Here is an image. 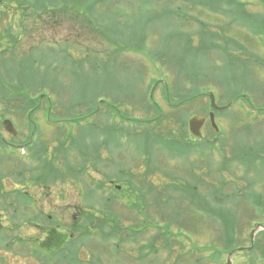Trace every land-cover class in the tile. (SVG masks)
Listing matches in <instances>:
<instances>
[{
	"label": "rangeland",
	"instance_id": "374dc122",
	"mask_svg": "<svg viewBox=\"0 0 264 264\" xmlns=\"http://www.w3.org/2000/svg\"><path fill=\"white\" fill-rule=\"evenodd\" d=\"M70 1L72 2V0ZM106 1L109 3L99 2L96 6L97 17L102 15V19L99 20V24H94V26L101 34L94 28L89 31L90 28L87 26L88 17H92L91 20L96 21L94 16L88 15V17L83 16L81 19L76 17H72L73 20H71L72 18L69 19L72 13H80L84 10L87 13V7L81 5L75 10L70 4L64 10L65 14L62 17L57 16L55 23H53L49 12L64 5L67 6L65 0H40V15L45 17V21L41 17L40 21L28 17L26 19L27 32L19 36L20 44L16 48L17 56L19 58L27 56L41 47L42 62L58 60V63L62 64L60 62L63 60L59 50L66 51V47L70 56L74 57L75 60L86 58L87 49L95 50V52L105 50L99 76L93 84L99 92L100 101L105 102L106 107L99 106L100 112H104L105 119L103 120L101 113L91 116L90 122L92 124L103 121L100 125L98 124V127L86 126L88 134L84 126L87 121L80 125H73L72 128L75 140L77 138L78 144L82 146H89L93 141L97 144L99 141L97 153L104 164H100L97 168L96 158L90 162H85L77 150L73 148L68 153L70 163L75 167L81 164L85 165L82 168L84 174L79 175L78 179L73 175L66 176L64 179H55L52 185L51 179L46 180V183H37L36 180L31 179L32 175L21 169L24 167L32 168L33 165H42L44 162H34L32 158L29 159L28 154H34L29 148L25 151H17L14 148L6 149L0 142V264H6V262L7 264H40L31 252L32 245H30L29 240L31 238H40L41 240L44 238L43 230L39 229L38 226L36 227L35 224L40 226L45 224L48 227L59 226L60 231L69 234L72 232L71 226L74 223L77 224L75 236L81 237V232L84 229L89 234V237L79 239L78 243L83 244L80 245V248L77 246L75 251L80 259L75 262L76 264H89L97 256L101 258L102 264H194L192 259L195 260L198 257L179 260L177 255L181 254L179 248L182 246L176 247L177 250L175 249L172 254L166 250L163 239L154 241L156 252L149 251L147 252L148 256L141 253V249L150 245L158 233L168 234L164 229L168 223L167 218L163 216L159 218L160 212L170 215L180 213L181 216L178 217L181 220L171 223V235L169 236L179 245L186 246L183 253L194 252L193 250L198 246L199 249L209 250L198 251L197 255L200 256L201 254L200 258H204L199 261V264H226L229 251L224 250V239L221 236L224 218L217 216L218 211H221L222 208L228 212V221L235 222L236 226L235 242L238 246L233 248L236 250L231 255L233 264H264V256H261L260 249H257L255 253L237 250L239 246L240 248L251 246V242L255 243L252 246L254 248L258 236L252 238L251 231L260 230L258 224H264V210L250 203L241 195L246 192L245 189H241L248 187L247 182L242 179L246 176V166L249 170H253L259 161L264 159V44L260 42L259 38L264 37V20L263 23L258 20L264 16L263 4L249 5V13L256 18L245 22L249 26L246 33L243 26L244 31L239 29V24L236 26L235 23L226 21L225 17L214 13L208 7L191 4L190 0ZM193 1L199 4L204 0ZM186 5L189 20L182 19L183 15L176 16L175 14L176 8H184ZM67 11H70L69 15ZM26 12L30 13V10L27 9ZM185 12L186 8L183 9V14ZM37 16L38 14L35 15V18ZM226 16L230 19L228 17L230 15ZM23 17L25 16L22 11L15 10L8 0L0 1V38L3 46H8L7 43L10 42H8L9 38L3 37L5 34L17 37L22 25H25ZM195 17L201 22L207 23V26H199L200 23ZM220 25L229 29L227 31L229 37L237 36L240 41H243L244 46L243 49L226 48L223 53L216 51L210 57L204 52L206 45L202 41L199 42L198 34L199 32L208 33L210 29L217 30ZM218 34L220 35V33ZM200 43L203 51L198 49ZM219 43L225 44L221 38ZM43 46L52 50L44 51ZM228 50L232 55L231 58L227 56ZM148 52L149 58L144 55ZM108 53H111L112 57L109 58ZM150 53H154V56H151ZM9 55L12 54L9 53ZM157 57H160L158 60H161V63L156 60ZM161 58H165L173 64H180L186 74H195L198 70L200 80L188 81L186 75L184 76L186 78H181L180 83L177 82L176 74L167 69L165 66L167 64ZM45 66L46 64L41 69L43 73H45ZM89 74L91 75V73ZM72 76L73 74L70 75L71 79ZM34 78L41 81L38 73ZM63 79L66 83L67 78L63 77ZM156 79H163L169 84L171 88L169 92L174 100L181 98L182 94L190 96L191 89L195 88L194 82L197 81L199 83L196 87L199 92L216 90L218 93L216 101L220 105L226 103L227 99L237 96L250 100L255 109L253 113L244 109V101L240 99L233 103L234 106L218 112L222 113L217 115L222 134H214L207 124L202 130L203 137L194 142L197 151H201V147L205 146L203 152L207 156L204 154L200 157L194 153L192 148L180 141L179 136L176 137L178 133L173 134L178 139L177 144H173L167 149V140L160 137L162 130L157 129V143L164 150H154L153 158L156 162L152 165L149 162V123H141L144 125L143 130L148 132L144 134L141 133L140 129H137L140 124L136 120L144 116L148 118L155 112L152 108L144 109L139 105H149V100L144 93L146 94V89L151 81ZM59 81L60 78H54V86L63 90L64 87L57 84ZM13 83L18 86V79H14ZM84 83V80L80 82L77 79L67 89L72 93L71 90L82 89ZM88 88L90 90L91 85ZM12 89L16 90L14 87ZM224 91L227 92L228 96ZM32 92L35 94L36 86ZM91 92H95V90L91 89ZM46 93L49 94L50 90H47ZM63 94L65 95L62 98L64 102L68 94L66 92ZM50 96L53 97L51 99L54 110L56 113L58 112L57 116L62 117L64 112L57 105V97L51 93ZM154 98L164 110V120L172 121H175L172 116L182 111L186 114L197 112L196 116H200L202 113L204 115L206 113L204 107L207 106L208 102L207 96H202L181 109H169L166 100L163 99V82L155 88ZM4 103L8 105L5 101ZM1 108L2 105H0ZM209 109L207 108V110ZM105 111L107 113L112 111L113 113L106 117ZM80 112L85 113V107H82ZM6 115L8 116V114ZM11 116L16 122L17 135L11 138L3 129H0V134L17 143H26L30 139V128L26 125L28 119H25L23 123L21 114L15 113ZM34 118L39 123L40 133L36 131L33 141L38 144L37 150H43L41 156L52 160L54 148L60 143L56 138L63 133V130L65 132L66 130L56 129L46 121L45 102L42 103ZM180 121L181 123L185 122L184 118ZM168 125L169 123L164 127V131H168ZM171 128L178 129L175 126ZM181 132L183 131L180 130ZM220 136L221 145L225 149L223 153L219 149L218 143L215 144L214 149L209 144L215 139L218 141ZM187 138H190L189 133ZM70 144L66 142V148L70 147ZM43 145L47 146L46 153ZM198 153L200 154V152ZM234 153L246 158L247 165L245 166L239 161L236 162V160L231 163L224 161V154L226 157L232 158ZM61 161L62 163H58V166L63 168L65 160L61 159ZM190 162L195 163L196 168ZM225 162L233 173L229 170H218ZM157 165L159 169L154 174L149 175V169L157 167ZM262 165L260 164L258 168ZM38 170L41 171L39 168ZM169 173L175 177L170 179ZM258 176L264 178V169L259 171ZM197 177L198 180L196 181L195 178ZM199 177L203 179L204 184ZM248 177L251 178L249 175ZM144 179L146 182H143ZM252 180L254 179L252 178ZM99 181L103 182L106 202H104V206H95L91 209L88 206L91 199L86 198V194L89 195L92 187L95 188ZM195 182L201 199H207L206 202L201 201V204H204L203 207L207 208L204 212L188 197L190 190L194 192L191 188L194 187ZM116 184L120 188L118 193L114 190ZM148 184H150V188L156 187V191L160 189L164 194H162L160 202L154 201L151 194L149 197L145 194L143 202L148 204L147 210L150 219H148V225H145L146 222L139 224L138 220L137 222L133 220L135 215L137 219V214L144 218L141 215L144 203L135 195V188L146 190ZM213 188H217V191L222 193L217 196V199L222 198L219 201L221 206H218L219 203H216L212 198ZM253 190L264 193V184L255 185ZM173 191L177 193H173ZM108 197L120 199L123 204L122 208L118 209V203L110 201ZM98 198L96 197L97 200ZM25 203L31 204L25 205ZM34 204L36 205L34 206ZM90 209L98 216L107 217L110 220L109 226L120 227V236L125 238L120 247H117L118 239L110 240L107 243L102 242L96 247L94 239L96 241L98 239L93 235L100 237L101 235L97 231L93 232L94 226L89 225H101L102 218H95L91 223H88L85 219V213L92 212ZM132 211H134V216ZM102 212H106L105 215ZM224 215L226 216V212ZM184 223L190 224V226L186 225L191 227V231L186 230ZM109 226L106 225L107 230L110 229ZM181 226L185 229L179 228ZM127 229H136L139 233L138 238L135 240L134 237L127 238L126 236H131ZM18 238L29 242L27 245H22ZM188 239L193 241V247L188 246ZM261 240L264 241V238L260 237V243H262ZM172 245L175 243L172 242ZM119 248L121 250H118ZM216 248L225 251L219 260L215 257L210 258ZM42 250L47 251V249Z\"/></svg>",
	"mask_w": 264,
	"mask_h": 264
},
{
	"label": "trees",
	"instance_id": "16d2710c",
	"mask_svg": "<svg viewBox=\"0 0 264 264\" xmlns=\"http://www.w3.org/2000/svg\"><path fill=\"white\" fill-rule=\"evenodd\" d=\"M2 2H4V0H0ZM8 2L13 6V8H15V10H21L23 15L25 17H23L24 23L25 25H22L21 31L19 32V34L22 33H26L27 32V27H26V19L29 18H33L35 19V15L38 14V9L40 8L39 6V2L40 0H8ZM99 2L102 3H109L106 0H72V2L70 0H65V4L67 6L64 5L63 3V7L57 8L54 11H51L52 15H51V20L53 21V23H55L56 21V17L57 16H62L63 14H65V9L68 8L70 6V4H72V8L73 9H77L79 8V6L83 5L85 7H87V13L85 12V10L83 12L80 11V13L75 12L72 13L71 17L69 19H71L72 17H76L78 19H81L83 16L88 17V15L94 16L96 17V21H93V19L91 20L92 17H88V24L87 26L90 28L89 31L93 30V28L95 29V25L99 24V20L101 21L102 19V15L97 17V10H96V6ZM30 10V13H27L26 11ZM70 11H67L68 15H69ZM46 14V13H44ZM96 14V16H95ZM22 20V21H23ZM73 20V18L71 19ZM48 24V22H47ZM204 26V23H202ZM33 31L35 30L34 28L32 29ZM96 30V29H95ZM98 32V30H96ZM99 34H101V32H98ZM112 33V32H111ZM212 35V34H210ZM106 36V35H103ZM7 38H9L10 42H13L14 44H17L18 41V35L17 37L14 35H7ZM1 39V38H0ZM205 42V41H204ZM203 42V44H204ZM214 44V43H213ZM212 43L207 44L205 47L206 49H208V47L210 48V46H213ZM0 46H1V42H0ZM188 46L190 47V44H188ZM40 50L37 52V50L33 51L32 54H29L26 56V59H23L21 61V67L22 70L19 72L17 71L16 65L14 66V63L12 62V58L11 56L6 57L4 56L7 51H3L1 53V58H0V70L2 71V75H0V88H1V93H0V102H1V97H3L4 99L6 97H8V91L10 90V87L12 88L14 86L13 80H8V79H14L17 78L18 80H21L23 78L25 87L26 88H30V90H34L35 86L38 85L37 80L35 79V75H37L38 73V77H41V81H40V87H41V92H47V90H50L51 94H54L57 97V105H59L60 108L63 109V111L65 112V114H67L69 117H72L73 122H81L82 120H84V118L88 117V114H91L92 111H94V109L96 108V102L97 99L99 97V92L96 90L95 85L93 86V84H95L101 67H102V60L103 57L105 56V50H99L98 52H95V50H91V49H87L86 51V58H81L78 60H75L74 57L70 56V53H68L67 51H64L63 49H60L59 52L61 53V58L63 60V62L61 61L59 64L58 60H54L51 62H42L41 60V47L39 48ZM43 50L44 51H48L52 50L48 47H44L43 46ZM114 52V51H113ZM104 54V55H102ZM107 54V53H106ZM114 55V54H113ZM108 57H112L111 53H108ZM38 58H40L39 60H37ZM160 57H157V59H159ZM167 65V69L172 73L176 74L177 76V82L180 83L181 78H186L184 76H188V81L189 80H198V70H196L195 74H186L183 70V68H181L180 64L176 63H170L167 59L163 58L162 59ZM162 61V62H163ZM163 62V64H164ZM36 63L40 64L41 66H43L44 64H46V68L44 70L45 73H43V71H41L40 73V66H38ZM52 65H54L52 67ZM87 66V68H86ZM36 71V73H35ZM91 73V75L89 74ZM41 74V75H39ZM73 74L72 79L70 78V75ZM64 78L66 79V83L64 82ZM54 78H60V81L57 83L61 86H63V90H59L57 89L54 85ZM79 80L80 82H82L83 80L85 81V83L83 84V88L79 89L77 91L71 90L72 93H70V91H68L69 86L73 85L74 82L76 80ZM71 80V81H70ZM200 80V79H199ZM197 84L198 82L195 81L194 82V86L195 88L192 89V93L197 92ZM19 85V82H18ZM91 88L89 90L88 87ZM169 87V85H167ZM16 88L18 86H15ZM165 93H169V88H167L165 85ZM68 88V89H67ZM88 89V90H87ZM91 89H94L95 92H91ZM5 90V91H4ZM81 91V93H79ZM28 92V90H26ZM64 92H66L68 95L65 98L64 102L62 101V98L65 97V95L63 94ZM49 93V95H50ZM35 94H37V92H35ZM195 96V95H194ZM9 97H11V99L15 100V96L9 95ZM24 102L26 105V110L28 111L29 109H33L36 110L37 105H35L37 103V101L34 100L33 96H28V94H26ZM38 99V98H37ZM36 99V100H37ZM182 99V98H180ZM42 100V98H41ZM67 100V101H66ZM168 100H172V97L169 96ZM182 101V100H181ZM184 102H190L187 98L183 100ZM42 102L48 103L50 104V102L48 100L43 99ZM172 102V101H171ZM68 106V109H67ZM35 107V108H33ZM82 107H85V111H87V116L85 115V113H81L80 109H82ZM139 107H142L144 109L147 108H152L155 112L153 114H151L149 117V119H147L148 121L145 122H149V155H151V158L154 157L153 156V152L156 149V145L158 142V135H157V129L160 126V124H162V122L164 123L166 120H164V116H161L160 113V108L156 105L155 102H153V104L151 105H146V104H140ZM78 110V112H77ZM149 111H147L148 113ZM147 117V116H146ZM175 119V123L180 125V128H184V124L185 122L181 123V119L183 118L182 114H177L172 116ZM146 120V119H145ZM143 129V127H142ZM184 132V130H183ZM141 133L147 134L148 132L143 130ZM66 135L65 132H63L62 134H60V136H64ZM172 140L176 141L177 139L175 137L172 138ZM76 141V142H75ZM73 143V148L75 150H77V152L80 154L81 157L83 158H87V156H90V148H88L87 146H82L81 144H78V139L76 138V140ZM66 141L65 140H60L59 145H57L55 147V150L53 152V157L52 160H48L47 158H43L41 156L42 154V149H38L37 152L36 148H33V146L31 147V150L33 151L32 155H30V157L35 160V159H41L44 163H42V165L40 164L37 166H32V168H22L21 170H25L27 173H29L30 175H32L31 179L32 180H36L37 183L40 182H45L46 180H50L51 182L54 181L55 179L61 178L63 177V169H61L58 166V162L61 161V156H63L64 158L68 157V153L71 150V147L66 148L65 146ZM65 146V147H64ZM33 148V149H32ZM43 149H45V153L47 151V146L43 147ZM97 149V148H95ZM34 156V157H33ZM51 159V158H50ZM64 161V159H63ZM66 164V162H65ZM38 168L41 170L39 172ZM261 169H264V163L261 166ZM261 169H256L255 168L253 170H249L248 172H254L255 175L253 177L254 180H252V177L249 178L248 177V172L246 174L245 177H242V179H244L247 184L248 187H246L244 194H241L245 199H248L250 201V203H253L254 205H256L257 207H261L262 210H264V193H260V192H255L253 190V187L255 185H259L261 183L264 184V178H262L261 176H258L259 171ZM156 170V167H151L149 169V173H153ZM37 172H39L37 174ZM37 175H36V174ZM1 176V175H0ZM243 190V189H242ZM249 190V191H248ZM219 205L221 206V202H218ZM202 212L206 211L204 208L202 207ZM210 210V209H209ZM227 210L222 208L221 211H218L217 216H219V218H224L223 223H222V229H221V236L224 239L223 241V247L224 250L229 251L232 248L237 247L238 245L235 242V235H236V226H235V222H229L228 221V216H225L224 213ZM213 212V211H212ZM106 212H102V214L105 215ZM110 214V213H108ZM102 218L101 219V225L99 226H95V224L93 225H89V226H94L95 231L99 232L102 236H101V241L99 240H95V245L96 247L100 245V243L102 242H109L110 240H116L118 239V244L117 247H120V244L123 243L125 241V238H123V236L121 235V229L120 227H116V226H109L110 220L105 217V216H98L96 213L94 212H86L85 213V219L88 223H91V221L95 218ZM171 218V217H170ZM167 219V226H166V231L168 232L170 230V226L171 223L173 221V219ZM185 225L188 223H184ZM106 225L109 226V230L106 229ZM190 226V224H188ZM189 226H185L186 230L191 231V227ZM183 228V226H182ZM41 229L43 230V233H46V237L42 240L41 242V247L43 249H47L48 251H50L53 248H56V259H57V264H70L73 262V264H76L75 262L80 260L78 253L75 252L77 249V246L80 248V245H82L83 243L79 244V239L82 238H87L89 237V234L86 232V230L84 229L81 232V237L75 236L76 234L72 231L69 234L64 233L62 231L59 230V226L57 227H48L47 225H45V227H41ZM185 229V228H183ZM126 230V229H125ZM128 232H130L131 236H126L128 237H134L133 239H137L139 233L137 231H135L134 229H127ZM94 231V232H95ZM193 231V230H192ZM169 234V232H168ZM167 233H158L155 238L151 241L150 245L145 246L144 248L141 249V253L144 256H148L149 254L147 252H156V246H155V240H159V239H163L166 246V250L172 252L173 254V249H175V247L181 246L178 243H176L174 240H172L170 238V236ZM258 240H256V245L255 247L250 250L251 252L255 253L257 249H260L262 252L261 256H264V241H262V243H260V237L264 238V231L260 232L258 235ZM33 242H36V240H33ZM172 242L175 243V245H172ZM94 246V245H93ZM150 249V250H149ZM180 249V253L177 256H179V260L181 259H191V256L186 255L183 253V248H179ZM118 251V250H117ZM225 251H222V249L216 248L215 252L212 253L211 257H215V259L219 260L223 257V253ZM200 256H202L200 254ZM200 256H198L197 254L194 255V257H198L195 260H193L194 264H199V261H201L204 258H200ZM78 264V263H77ZM89 264H102L101 258L99 256H97V258L93 259L91 262H89Z\"/></svg>",
	"mask_w": 264,
	"mask_h": 264
},
{
	"label": "water",
	"instance_id": "95a60500",
	"mask_svg": "<svg viewBox=\"0 0 264 264\" xmlns=\"http://www.w3.org/2000/svg\"><path fill=\"white\" fill-rule=\"evenodd\" d=\"M211 104L215 109H221L216 105L214 95H211ZM204 122H205V119H200V118H196V117L190 120V122H189L190 129L194 135H196L198 137L201 136V128L204 125ZM211 123H212L213 127L216 130H218V127L216 126L215 121H214V114H211ZM3 124H4L5 129L8 132H10L12 134H16V130H15L14 126L12 125L11 121L6 120ZM263 228H264V226H263ZM252 238H254V233H252ZM253 244H254V242H252V246H253ZM229 264H232V263L230 262Z\"/></svg>",
	"mask_w": 264,
	"mask_h": 264
},
{
	"label": "flooded vegetation",
	"instance_id": "af4514ba",
	"mask_svg": "<svg viewBox=\"0 0 264 264\" xmlns=\"http://www.w3.org/2000/svg\"><path fill=\"white\" fill-rule=\"evenodd\" d=\"M240 1L241 2H236L238 4V7L237 8H238V10H239V12H240L241 15H245L246 9L248 8V4H250V1H248V0H240ZM261 1H263V0H261ZM228 3H232L233 4L234 3V0H229ZM247 12H248V10H247ZM226 31H227V29H226ZM237 41H239V40L237 39ZM241 44H242V47H243L244 46L243 45V41H241ZM21 109H22L21 112H24L22 107H21ZM100 191H102V189H99V193L102 195L103 192L101 193Z\"/></svg>",
	"mask_w": 264,
	"mask_h": 264
}]
</instances>
